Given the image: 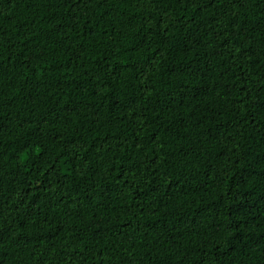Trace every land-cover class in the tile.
<instances>
[{"label": "trees", "instance_id": "obj_1", "mask_svg": "<svg viewBox=\"0 0 264 264\" xmlns=\"http://www.w3.org/2000/svg\"><path fill=\"white\" fill-rule=\"evenodd\" d=\"M0 264H264V0H0Z\"/></svg>", "mask_w": 264, "mask_h": 264}]
</instances>
